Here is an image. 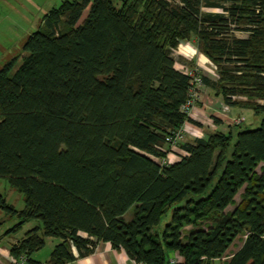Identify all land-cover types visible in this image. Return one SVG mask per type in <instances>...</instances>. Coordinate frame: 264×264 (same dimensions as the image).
<instances>
[{
    "label": "trees",
    "instance_id": "16d2710c",
    "mask_svg": "<svg viewBox=\"0 0 264 264\" xmlns=\"http://www.w3.org/2000/svg\"><path fill=\"white\" fill-rule=\"evenodd\" d=\"M193 39L217 72L211 81L198 70L201 84L227 105L264 112V0H62L43 15L20 64L0 69V178L24 198L16 209L0 194V210L17 219L4 236L36 222L12 257L42 264L30 256L53 237L49 264L88 256L99 242L141 264L173 254L214 264L242 234L226 264H264V166L255 171L264 119L183 141L184 154L161 163L175 152L167 138L199 125L186 112L192 77L173 55Z\"/></svg>",
    "mask_w": 264,
    "mask_h": 264
},
{
    "label": "rangeland",
    "instance_id": "374dc122",
    "mask_svg": "<svg viewBox=\"0 0 264 264\" xmlns=\"http://www.w3.org/2000/svg\"><path fill=\"white\" fill-rule=\"evenodd\" d=\"M61 2L62 0H0V69L7 62L13 59L16 62L15 67H17L20 64L22 56L26 53L24 50V44L27 40V37L32 32L38 29L42 16L53 7H57ZM203 10L204 12H211V13L222 12L220 9H212V8H204ZM86 14L87 11L85 10L83 12L82 19L86 16ZM235 34L237 36L245 35L242 32H238V31H235ZM181 44L184 45L187 44L186 46L190 52L187 53L189 56H184L177 53L179 46L177 47V49L174 50L173 55L176 60L175 67L177 69L182 71L187 69H191V70L198 69L200 73L205 71L209 75L217 78V72L213 68V65L210 63V61H207V59L203 55H200L199 52L196 50L194 39L189 42L186 43L184 42ZM184 54H186V51ZM195 97L197 98V96ZM236 99L245 100V101L249 100V98L244 95L236 97ZM211 103L213 104V101ZM228 110L229 108H224V105H222L220 109H214L213 111H216L215 114H220V113H226L228 112ZM210 117H214V116H210ZM237 117L243 118L241 129H255L260 125L261 120L264 119V112H259L257 114H253L252 116L250 115L249 117L247 115H239ZM196 118L198 119L199 116H197ZM208 123H214V120L213 122H208ZM224 126L226 125L224 124ZM227 127L230 128L231 126L227 125ZM232 129L234 130V132L237 131V128L234 129L232 127ZM169 149L171 148L169 147ZM173 149L176 150L177 148L173 147ZM262 166H264V164L260 163L256 167L255 169L256 173H260ZM244 187L241 188L239 192L235 195L233 203L226 208V211H232L237 205L241 203ZM0 194H2L6 198L7 202L12 204L16 209H22L24 207L23 195L17 192L15 189H13L9 185L6 178H0ZM132 212H133V207L130 208L127 211V213H125V218L129 219L132 215ZM0 215L5 217L4 213L1 211H0ZM170 220H171V211H169L163 217L160 226L157 228V230L161 232L164 229L165 225L168 222H170ZM16 222L17 219L14 217L6 218L3 224L4 225L3 228L6 229L8 226H11ZM197 223H198L197 226L206 227L209 224V221L205 219H200ZM192 227L193 226L190 225L184 227L182 234L184 239H186L188 231ZM25 230H27V224L23 227V229H21L15 235H18L20 237L22 236L23 231ZM244 238L245 236L242 234L235 237V239L230 243L229 247L227 248L223 256L221 258L214 260V264H226L229 257L240 248V246L244 241ZM47 247L48 246H44L43 247L44 249L42 248L43 249L42 251H46Z\"/></svg>",
    "mask_w": 264,
    "mask_h": 264
},
{
    "label": "crops",
    "instance_id": "0c3cea01",
    "mask_svg": "<svg viewBox=\"0 0 264 264\" xmlns=\"http://www.w3.org/2000/svg\"><path fill=\"white\" fill-rule=\"evenodd\" d=\"M40 23H41V21H40ZM243 36H245V35H243ZM187 42H189V41H187ZM181 45L186 47V49H185L186 54L190 52L186 46L187 44L184 45V44L180 43L179 47ZM186 54H181V55L186 56ZM199 54L203 55L207 59V61H210L204 54H202L200 52H199ZM187 56H189V55L187 54ZM202 73L205 77H207L211 81H214L216 79L214 76L209 75L205 71H203ZM196 90H197V98L195 100H193L192 107H193V111L195 113H197V116H199L197 121L198 122L203 121V122H199V125H198L199 134H198L197 138H206L208 136V134L215 132V131H224V132L227 131L229 129L227 127V125L228 126L232 125V123L228 122L229 121L228 119L230 117H234V116L237 117L239 115H247L249 117L250 115L251 116L253 115V111L251 109L244 107V106H241V105L230 106V105H228L229 110H228V112L225 113L226 117L224 119L214 118V119H216V121H214V123H208L207 118H210V116L215 115L216 111H213V110L214 109H220L222 105H227V104H225V102L223 101L222 95L217 94L216 90L208 83L203 82V84H200L199 86H197ZM198 97H199V99H198ZM210 100L213 101V104L211 103L212 101H210ZM224 124L226 126H224ZM193 139H195V137L187 134L185 141H192ZM174 151H175L174 153L170 152L167 155V159L169 161H171V163L176 161L178 159L179 155L184 154V152L180 148H177ZM4 216L5 217L0 215V221H5L6 218H12V217H8L5 214H4ZM3 224L0 226V264H10L12 261V258H13L10 254V246L14 241L20 239L24 235V232L26 230L23 231V234L20 237L18 235H15V234L4 236L5 230H7L10 226H8L6 229H4ZM35 224H36V222H34V221L28 222L27 223V230L30 229L31 227H33ZM58 242H59V240L56 238L47 237L45 239V246H48L46 251H42L44 248L39 250V251H36V252L31 254L30 259L40 261L42 264H49L50 252ZM74 254H75V256H77V252L75 250H74ZM174 255L175 254H173V256ZM67 264H131V259L125 254L124 251L114 249L109 242H99L91 254H89L88 256L76 258L75 260L70 261Z\"/></svg>",
    "mask_w": 264,
    "mask_h": 264
},
{
    "label": "built area",
    "instance_id": "2783aa9c",
    "mask_svg": "<svg viewBox=\"0 0 264 264\" xmlns=\"http://www.w3.org/2000/svg\"><path fill=\"white\" fill-rule=\"evenodd\" d=\"M213 68L215 69L214 65H213ZM184 72L188 73L192 77L191 98L186 105V112L188 113V115L191 119L197 121V118H196L197 113H195L193 111L192 104H193V100L196 99L195 96H197L196 88H197V86H199L201 84L200 73H199L198 69H194V70L187 69V70H184ZM213 73H214V71H213ZM224 108H229V107H228V105H224ZM225 117H226L225 113L215 114L214 117L208 118V122H213L214 118L224 119ZM228 120L227 121L232 123V124H238V123L243 122V118H241V117H232V118H229ZM199 122H203V121H199ZM186 134H190V136L197 138L198 134H199L198 125L192 124L190 122L184 123V125L180 128V130L173 132L172 135L167 138V141L169 142L171 147H176L181 142L184 141ZM161 163L168 164V163H171V161H169L166 158V159L162 160ZM26 260H27L26 257L23 255H21L18 258L13 257L10 264H27ZM181 261H182V258L179 255H174V256L172 255L168 258L166 264H179ZM131 264H141V263L131 259Z\"/></svg>",
    "mask_w": 264,
    "mask_h": 264
},
{
    "label": "bare ground",
    "instance_id": "6f19581e",
    "mask_svg": "<svg viewBox=\"0 0 264 264\" xmlns=\"http://www.w3.org/2000/svg\"><path fill=\"white\" fill-rule=\"evenodd\" d=\"M186 49V47H184V46H180L179 48H178V51H177V53H179V54H184L185 53V50ZM185 56V55H184ZM187 56V55H186Z\"/></svg>",
    "mask_w": 264,
    "mask_h": 264
}]
</instances>
